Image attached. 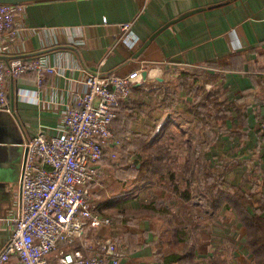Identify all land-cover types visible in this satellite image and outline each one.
<instances>
[{
	"label": "crops",
	"instance_id": "1",
	"mask_svg": "<svg viewBox=\"0 0 264 264\" xmlns=\"http://www.w3.org/2000/svg\"><path fill=\"white\" fill-rule=\"evenodd\" d=\"M18 4L14 38L0 36V60L40 57L55 69L44 75L41 85L31 71L4 81L9 109L0 106V250L9 237L11 218L20 210L23 127L29 133L54 134L73 95L83 88L85 73L97 68L103 75H122L143 67L131 100L123 101L132 118L114 119L120 139L136 142L138 135L151 134L153 126L170 122L172 144L177 147L172 155L178 161L195 164V157L201 156L212 168L217 164L219 171L224 170L226 185L248 189L249 177L256 180L257 189L264 184V132L258 131L264 117V0H25ZM124 22H131L130 31L138 37L135 47L121 37ZM212 89L218 92V104L211 107L214 116L198 121L197 104L207 102L203 95ZM24 91L25 97L19 95ZM123 148L117 156L120 163L133 154L132 143ZM111 149L104 150L100 178L91 185L90 195L101 213L116 215L123 212L121 207L139 206L143 187L122 186L132 177V167L110 164ZM191 169L176 170L179 185L186 183L184 174L193 177ZM122 214L102 236L118 240L133 232L145 235V243L123 244L119 264H160L162 251L153 249L147 221ZM136 221L140 228L132 227ZM240 240L235 257L239 264H248L251 253L244 234Z\"/></svg>",
	"mask_w": 264,
	"mask_h": 264
},
{
	"label": "built area",
	"instance_id": "2",
	"mask_svg": "<svg viewBox=\"0 0 264 264\" xmlns=\"http://www.w3.org/2000/svg\"><path fill=\"white\" fill-rule=\"evenodd\" d=\"M19 4L0 3V36L14 38ZM131 22L120 24L129 47L138 44ZM103 60L100 61V64ZM141 68L126 74L85 73L82 89L72 97L54 134L24 130V158L18 183L20 210L11 218L9 237L0 250V264H119L124 246L105 238L120 214L100 212L90 195L100 178L106 147L117 158L122 140L114 119L122 101L141 78ZM54 66L40 57L0 60V106L7 107L6 78L33 72L37 85ZM19 93V95H24ZM22 125V124H21ZM264 131V117L259 122ZM99 236V237H98ZM122 246V247H121Z\"/></svg>",
	"mask_w": 264,
	"mask_h": 264
},
{
	"label": "trees",
	"instance_id": "3",
	"mask_svg": "<svg viewBox=\"0 0 264 264\" xmlns=\"http://www.w3.org/2000/svg\"><path fill=\"white\" fill-rule=\"evenodd\" d=\"M217 95L218 92L213 89L207 91V94L203 95V98L207 99V102L203 101L197 104L195 114L198 121H203L205 118L208 119L210 116H214V110H211V107L218 104ZM212 96H214V98H211ZM130 98L129 96L126 101L131 100ZM122 102L117 109L115 117L117 121H119L120 118H124L125 120L132 118V114L124 109L128 105ZM170 127H172V124L167 122L165 125L163 124V127H160L157 132L149 134L146 138L142 137L141 134L138 135L136 142L127 141L128 139L123 140V138H121L122 145L120 148L125 147V143L128 144L130 142L132 143V153L136 154L139 152L136 149L138 148L136 144L142 145L145 150L142 154H136L135 158L138 160V164L134 169L131 168L132 177H127L122 181V186L128 185L129 183H134L136 185L147 183L150 174L162 168V158L169 153H171L169 155L173 156L172 160L176 158L172 155V145L171 148H169L167 144H163L164 142L172 143L173 133L171 130L170 132L167 131ZM258 131H262L260 127ZM151 144L155 146L150 147ZM202 160L205 161L204 158H202ZM202 160L199 162L195 161L198 166L191 169L193 177L189 178L187 175L184 176V181H186V183H183L182 186L175 180L177 176L176 171L173 168H168L167 172L169 174V180L171 181L170 185L172 189L178 193L177 198L189 202L192 197L191 190L193 189L191 186V179L194 180V173L197 172L199 175V181L198 184H196L198 193L205 197L210 209L213 210L217 206L223 205L225 208L234 211L237 220L245 226L247 233L244 236V241L251 253L252 262L254 264H264V184L260 189H257L256 180L251 182L248 189L236 185H226L224 170H211L209 162H207L204 167H201ZM217 167L218 165L216 164V168ZM159 175L160 177L158 178H164V171H160ZM246 177L248 176L245 174L244 178ZM159 185L160 183H158V186ZM143 187L144 191L147 186L144 185ZM157 191H159L158 194L160 196L164 194L163 189H158ZM190 204L196 205L194 203ZM170 205L169 203H163L160 206H156L155 204L149 203L143 204L139 206L140 208L135 209L140 215L139 219H142L144 216H149V220L155 223V221L152 220L154 219L152 216L156 215L155 219H159L163 223H166V221L170 223V225L164 226V233L160 237L162 246L168 248L167 254L160 252L162 254L160 264H238L235 260L227 263V258L221 251L212 254L197 252V249L189 244L187 240L188 230L192 227V225H190L192 223L191 220H189V218L188 220H184V218L176 216L171 218V216H169L172 214ZM135 210L126 211L124 213L128 212L133 215H138ZM142 211H144L143 214ZM210 215L212 216L213 214L210 213ZM124 234L128 244L132 242L137 243V241L139 243H145V235H136L133 232H125Z\"/></svg>",
	"mask_w": 264,
	"mask_h": 264
},
{
	"label": "rangeland",
	"instance_id": "4",
	"mask_svg": "<svg viewBox=\"0 0 264 264\" xmlns=\"http://www.w3.org/2000/svg\"><path fill=\"white\" fill-rule=\"evenodd\" d=\"M160 124L157 126H153L152 127V133L154 134L155 132H157L160 129ZM171 127L167 129V131L170 132ZM177 143V142H175ZM200 145L201 142H195V144ZM163 144H167L169 146V148L175 147V149L177 148L176 146H173V144L169 143V142H164ZM194 144V145H195ZM138 146V148H136L139 152L136 153L138 154H142L143 152H145L144 148L142 145L140 144H136ZM155 145L151 144L150 147H154ZM178 146V145H177ZM121 147V146H120ZM117 148V152L118 154H121L122 149L123 148ZM164 147V146H162ZM196 150L198 151V147L196 148ZM187 153V150L185 151ZM136 154L133 153L132 156H130L129 160L124 161V163H120V160H118L117 158H112V161H110V164H114V165H121V164H125V163H129L131 165V167L134 169V167H136V165L138 164V160L135 158ZM171 154V153H169ZM167 154L164 158H162L161 163H162V168H159L158 171H153L148 179L147 183H143L140 184L139 186L143 187L144 185L147 186L145 187V190L142 192V197L138 200L139 202V206H142L143 204H155L156 206H160L163 203H169L170 208L172 210V214H170L169 216H171V218L173 216L179 217V218H184V220H191V224L192 227L189 228L188 230V243L191 244L194 248L197 249V252L199 253H218V251L222 252V254L227 258V263L231 262V261H236L239 264V261L236 259L235 257V251H236V246L237 243H239L241 239V236L244 234V236L246 235V229L245 226L243 224H241L236 216L235 213L232 209L229 208H225L223 205L221 206H217L216 208H214L213 210L210 209V207L207 205L206 199L203 195H201L200 193H198L197 191V185L198 181H199V175L198 173H194V181L195 184H193V189L191 190V199L189 200V202L187 201H182L180 199L177 198L178 193L175 192V190L172 189L171 185H170V178H169V174L167 172L168 168L172 169L173 167H175V171L179 168V172L181 170H187L186 167H191L194 169V167H197L198 164H193L191 163L190 165H188V163L186 161H178V158L176 157L174 160H172L173 156ZM173 154V152H172ZM120 156V155H119ZM203 157H199L196 156L195 159H197V161L199 162L200 160H202ZM180 162V163H179ZM207 164V162L202 160V164L201 167H204ZM210 164V163H209ZM180 165V166H179ZM212 165L210 164V169L211 170H215L216 168H212ZM218 167H217V169ZM160 171H164V178H158L160 177L159 173ZM189 175V174H187ZM185 176V174L183 175V177ZM250 180L249 181H254V178L249 177ZM177 178H175L176 180ZM158 183H160V185L158 186ZM183 183V182H182ZM144 189V187L142 188ZM158 189H163L164 194L162 196H160L158 194L159 191H157ZM260 189V188H258ZM194 203L196 204L195 206L190 204V203ZM139 206L135 207V208H128V206H124L121 207V211L126 212V211H131V210H135L140 208ZM117 210V209H115ZM114 211V210H113ZM137 212V210H135ZM122 212V213H123ZM144 211H142L143 214ZM118 213H120L118 211ZM117 213V214H118ZM121 213V214H122ZM138 213V212H137ZM213 214L212 216L210 215ZM109 215H112L110 213H107ZM116 214V213H115ZM116 214V215H117ZM120 214V215H121ZM123 215V214H122ZM121 215V217H122ZM134 218L139 219L140 215L138 213V215H132ZM156 215H153L152 217L155 221V223L151 222L149 220V216H144L142 219L147 221L146 227H148L151 231V239L153 240V249L156 251H162L161 253L167 254L166 252L168 251L167 247H163L162 246V241H161V235L164 233V226L166 225H170L169 221H166V223L161 222L159 219H155ZM170 218V217H169ZM137 221L135 222V225H132V227L134 228H140V226L137 225ZM143 223V222H142ZM139 224V225H143L144 224ZM241 224V225H239ZM189 226V225H188ZM142 228V227H141ZM240 235V236H239ZM149 236V237H150ZM153 236V238H152ZM237 236V237H236ZM243 238V237H242ZM114 239V238H113ZM120 239V238H119ZM116 240L120 245H125L127 244V240L125 238V236H122V238L120 240ZM209 240H213L215 242L209 243ZM218 241V242H216ZM238 241V242H237ZM245 243V241H244ZM246 244V243H245ZM123 245V246H124ZM122 247V246H121ZM125 250V249H124ZM252 258V257H251ZM252 260L248 263V264H252ZM247 264V263H245ZM254 264V263H253Z\"/></svg>",
	"mask_w": 264,
	"mask_h": 264
},
{
	"label": "water",
	"instance_id": "5",
	"mask_svg": "<svg viewBox=\"0 0 264 264\" xmlns=\"http://www.w3.org/2000/svg\"><path fill=\"white\" fill-rule=\"evenodd\" d=\"M22 1H25V0H0V3H11V4H18ZM169 23H171V21H169L168 23H166L163 27L167 26ZM161 28H159L158 30H156L154 33H152L149 38L147 40H145V42L141 45L140 47V50L139 51H142L147 45L148 43L150 42L151 39L154 38V36L157 34L158 31H160ZM146 75V71H142V76L143 78L145 77Z\"/></svg>",
	"mask_w": 264,
	"mask_h": 264
}]
</instances>
